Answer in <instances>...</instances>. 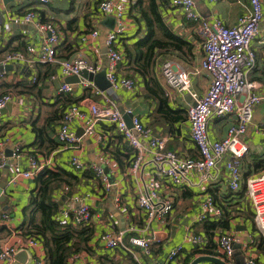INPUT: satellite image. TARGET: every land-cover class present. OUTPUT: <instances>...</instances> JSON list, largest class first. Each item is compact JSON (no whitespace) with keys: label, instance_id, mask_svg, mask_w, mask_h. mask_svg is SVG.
Listing matches in <instances>:
<instances>
[{"label":"crops","instance_id":"0c3cea01","mask_svg":"<svg viewBox=\"0 0 264 264\" xmlns=\"http://www.w3.org/2000/svg\"><path fill=\"white\" fill-rule=\"evenodd\" d=\"M101 1L50 0L42 3L39 0H8V2L0 0V69H5L1 63L7 50L23 51L30 59H34L32 62H14L15 68L7 70L5 78L0 80V96L10 93L13 97L9 102V108L0 111V140L6 141L5 151L8 155L6 166L0 169V217L2 218L0 242L23 244L26 240L19 227L24 220L23 209L28 205L30 194L35 187V178H26L21 173L29 169V157L35 155L41 163L50 160L52 164L50 168L61 166L80 177L78 183L70 187L64 184L58 188L54 193V199L60 204L58 218L64 223H73L74 210L81 204L90 206L92 216L88 225L94 227V234L89 242L91 251L82 252L87 253L98 264H137V260L144 262L162 260L179 244H183L185 249L177 264H191L199 256L213 255L203 253L208 249L214 251L217 254L214 256L220 258L221 250L217 239L221 232L231 233L235 238V255L230 264H242L249 257L255 258L257 264H264V237L255 222L254 208L245 186L249 176L264 171V103L254 107L253 120L244 135L249 152L243 158L241 165L243 184L236 191L229 187V171L226 167L230 159L229 154L223 157L212 179L205 184L198 182L196 172L191 173L190 182L181 186L171 183L157 174L148 155L143 168L137 174L131 173L130 166L135 151L115 124L101 120L95 124L93 132H85L84 128L91 122L92 117L86 98H91L100 105L105 101L100 95L83 88L79 83L77 87L73 86L69 94L71 99L72 96L79 98L78 101H70V103H78L86 114L84 119L73 123L76 134L77 131H83L80 155L84 161L105 168L112 182L110 190H105L103 181L96 177L93 170L78 172L71 167L70 158L75 151L58 140L57 131L60 124H57L54 133L50 134L54 139L55 147L50 146L47 140L43 143L38 142L34 124L39 127L45 124L47 117L55 109L54 103L57 98L61 94H67L61 92L60 88L62 84L68 82L58 64L37 61L36 53L28 54L27 47L40 46L50 35L44 25L53 24L61 36L57 46L59 58L81 55L92 62L98 68V72L103 70L107 72L110 57L106 39L108 33L117 26L118 20L113 13H101L99 9ZM195 1L196 11L200 14L201 20L210 22L221 18L227 26L236 25L249 5L248 0ZM262 4L264 11V0ZM30 9L35 11L36 18L32 22H26L24 14ZM163 14L172 30L185 38L193 48L192 52H188L183 57L174 54L159 58L156 74L170 96L171 105L188 112L192 103L190 94L172 89L163 78L160 68L164 61L170 60L179 70L189 72L200 70L199 73L191 75V80L193 88L204 94L210 87L211 75L201 70L204 57L203 38L199 33L197 22L187 20L184 12L172 6L170 0L164 5ZM124 20L125 32L119 43L123 52L125 43H134L147 33L144 22L137 20L130 10ZM94 30L99 31L97 37L90 35ZM84 35L89 39L84 41ZM252 49L256 56V64L249 76L258 82L259 90L264 91V18L259 33L252 42ZM127 67L125 60L118 67V72L133 79L134 87L131 89L120 87L109 91L111 98L122 111L132 110L139 115L155 134L167 136L168 149L175 150L182 156L195 157L197 148L191 138L188 115L186 120L171 124L159 120L157 102L147 96L143 77L126 70ZM34 78L36 82L32 83ZM80 78L87 79L82 76ZM125 115L127 121L130 120L131 115L127 113ZM233 121V114L213 117L209 126L211 138H223ZM18 145L24 150L20 158L13 156V151ZM86 171L88 173L84 176ZM151 178L158 180L161 197L173 198L174 210L165 222L154 220L150 228L140 232V236L152 239L149 250L135 246V253L129 254L123 249L106 248L99 240L102 233L123 230L131 223L142 228L148 224L145 213L137 205V198L145 189V183ZM210 195L221 206L223 212L208 220H228V226L216 228L213 243H209L208 247L205 233L207 221L198 222L197 216L202 201ZM4 214L8 215V219H3ZM190 234L203 235L206 244L190 243L187 239ZM45 255L42 244L35 247H21L16 253L13 264H31L36 258L42 259L43 264H46ZM69 261L70 264H82L80 258L72 260L70 258Z\"/></svg>","mask_w":264,"mask_h":264},{"label":"built area","instance_id":"2783aa9c","mask_svg":"<svg viewBox=\"0 0 264 264\" xmlns=\"http://www.w3.org/2000/svg\"><path fill=\"white\" fill-rule=\"evenodd\" d=\"M39 1L47 3L50 0ZM170 2L172 6L180 8L184 12L187 20L197 22L204 48L201 70L211 75L210 87L204 94H200L193 88L191 80V75L199 73L200 70L194 72L179 70L170 60L164 61L160 68L163 78L172 89L180 93H188L191 96L192 103L188 108V120L191 138L197 148V155L186 157L175 150L168 149L169 139L167 136L155 134L152 128L145 124L141 117L133 113L132 110L122 111L108 93L120 87L129 89L134 87L133 79L122 76L118 72V67L126 60L125 53L120 49L119 43L125 32L124 19L130 10L132 0H102L100 2L101 13H113L118 20L117 26L108 33L106 39L110 57V66L106 76L111 86L107 90H101L94 81L80 78L79 84L83 88L90 89L105 101L103 105H100L91 98H86L85 101L92 117L91 122L84 128L85 132H93L95 124L101 120L115 124L124 139L135 151L130 166L131 173L137 174L143 168L145 158L148 155L157 174L177 186L190 182L189 177L192 172L198 174L200 184L209 182L223 157L229 154L230 159L226 163L229 171V187L236 191L242 187L241 165L243 158L249 152V146L244 135L253 120L254 107L264 103V91H260L258 82L249 76L256 64L252 42L258 35L260 24L264 18L262 0H248L247 11L240 16L237 24L233 26H227L221 18H216L210 22L201 20L200 14L196 11L195 0H170ZM35 18L34 10L30 9L24 14L26 22H32ZM44 27L50 32L49 37L40 46H28L26 50L28 54L36 53V60L39 62L58 64L62 74L66 77L71 75L81 77L80 73L85 69L93 73L98 72V68L84 56L59 58L57 46L60 42V32L53 24H46ZM90 35L97 37L99 31L94 30ZM88 39L87 35L83 36L84 41ZM16 61L32 62L34 59H30L23 51L7 50L1 64L5 66ZM6 74V69H0V80L4 79ZM35 82L36 78L32 80V83ZM72 90L71 83H64L60 88V91L64 93H70ZM12 99L10 93L1 95L0 110L5 108ZM125 113L131 115L132 126L129 125ZM229 114L234 115V121L228 127L225 136L220 139H212L209 133L211 119L215 116L224 117ZM85 116V112L78 103L70 104L66 108L59 125L57 137L61 144L75 151L70 158L71 167L78 172L93 170L96 177L103 181L105 190L109 191L112 182L105 168L102 165L84 161L80 155L81 137L76 134L73 123L76 120L84 119ZM5 144L4 139L0 140V169H3L7 164L8 155L5 151ZM23 153V147L18 145L13 151V156L20 158ZM46 166H52L50 160L41 163L35 155H31L29 157V169L21 175L26 178H35ZM245 186L254 208L255 222L264 237V171L249 176ZM137 205L146 215L148 222L146 227L142 228L131 223L123 230L102 233L99 240L106 248L111 250L123 249L129 254L135 253V246L149 250L152 239L140 236V232L150 228V224L154 220L165 222L174 210L173 198L160 196L156 178H151L145 183V189L137 198ZM222 212L221 206L216 203L213 196H207L201 203L200 212L197 216L198 222L214 218ZM91 216L90 206L81 204L79 208L74 210L73 224L88 225ZM3 219H8V215L4 214ZM0 220H2L1 217ZM187 239L193 244H206L203 235L190 234ZM217 241L221 250L220 258L228 264L232 263L235 255L234 236L228 232H221ZM39 244L42 242L33 236L26 237L23 244L0 242V262L13 264L16 253L21 247H35ZM184 249L185 246L179 244L171 249L162 260L150 262L137 260V264H177ZM75 258H80L82 264H98L85 252L74 254L71 260ZM31 264H43V260L36 258ZM242 264H257V260L249 257Z\"/></svg>","mask_w":264,"mask_h":264},{"label":"trees","instance_id":"16d2710c","mask_svg":"<svg viewBox=\"0 0 264 264\" xmlns=\"http://www.w3.org/2000/svg\"><path fill=\"white\" fill-rule=\"evenodd\" d=\"M168 3L169 0H132L130 13L137 20L144 22L147 33L134 43H125L124 53L128 66L126 70L143 77L147 96L157 102L159 120L171 124L186 120L188 112L171 105L170 96L156 74V66L162 56L177 54L183 57L192 52L193 47L166 23L163 7ZM78 100L79 98L73 96L71 99L69 93L61 94L57 98L54 103L55 109L47 117L45 124L41 127L34 124L39 143L47 140L50 146L55 147L50 134L54 133L56 125L61 123L66 108L72 104L70 101ZM87 173L88 171L83 175ZM34 181L35 187L30 194L28 205L23 209L24 220L19 227L22 235L37 237L42 242L46 264H69L74 254L90 252L89 242L94 234V227L62 222L58 218L60 204L54 199V193L58 188L64 184L70 187L78 183L80 177L61 166L56 168L46 166L35 176ZM206 221L205 233L209 247V243H213L216 235V228L227 227L228 220ZM203 253L217 255L209 249Z\"/></svg>","mask_w":264,"mask_h":264},{"label":"water","instance_id":"95a60500","mask_svg":"<svg viewBox=\"0 0 264 264\" xmlns=\"http://www.w3.org/2000/svg\"><path fill=\"white\" fill-rule=\"evenodd\" d=\"M5 2H8V0H4ZM4 68L6 70H13L15 68V65L13 63L11 64H6L4 66ZM80 75L84 78H87L91 81H95L96 84L100 87L101 90H106L111 86L110 81L107 79L106 77V70L97 72V73H93V72H89L88 70H83ZM67 82L71 83L72 86L77 87L78 83L80 82V77L78 75H71V76H67ZM10 103H8L5 108L1 109L0 111H4L5 109L9 108ZM129 125L132 126L131 123V118L130 120H128ZM77 135L79 137H81L83 135V131H77ZM202 262H209V263H213V264H228L225 260L219 258L218 256H214V255H202L199 256L198 258L194 259L192 261L191 264H200Z\"/></svg>","mask_w":264,"mask_h":264}]
</instances>
